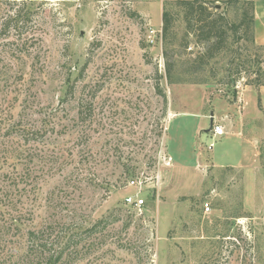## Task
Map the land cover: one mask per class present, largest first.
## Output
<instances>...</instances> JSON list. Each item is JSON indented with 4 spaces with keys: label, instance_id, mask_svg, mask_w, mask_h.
Wrapping results in <instances>:
<instances>
[{
    "label": "rangeland",
    "instance_id": "rangeland-1",
    "mask_svg": "<svg viewBox=\"0 0 264 264\" xmlns=\"http://www.w3.org/2000/svg\"><path fill=\"white\" fill-rule=\"evenodd\" d=\"M26 1L23 34L32 37L20 46L14 29L0 33V193L21 191L0 210L29 219L0 264L32 261L28 229L76 222L81 231L101 218L74 264H264V134L251 164L218 169L208 154L195 163L220 139L196 133L210 126L209 108L171 120L174 109L203 108L205 93L225 96L264 70V46L246 26L201 58L212 43L186 31L175 0ZM209 1L229 23L241 17L235 0ZM161 5L172 14L166 38ZM257 106L253 129L264 123ZM134 176L147 181L139 209L124 202Z\"/></svg>",
    "mask_w": 264,
    "mask_h": 264
},
{
    "label": "trees",
    "instance_id": "trees-1",
    "mask_svg": "<svg viewBox=\"0 0 264 264\" xmlns=\"http://www.w3.org/2000/svg\"><path fill=\"white\" fill-rule=\"evenodd\" d=\"M239 3L241 8L240 18L237 22L229 23L228 19L224 16L223 12H219L213 8L212 2L209 0H175L174 4L182 11L183 19L185 22L186 31H194V35L199 42L209 41L203 53L200 54L201 58H211L214 56L213 51L222 49L225 42L231 36L228 29H237L238 26L245 25L247 31L250 32V41L253 43L252 25L254 21V4L252 0H235ZM5 4L2 9V21L0 23V33L7 35L10 29L17 32V37L20 38V46L30 39L32 36L23 34L27 29L26 23L31 19L33 10L30 8L31 2L26 0H1ZM20 4V6H18ZM161 32L162 37L166 38L172 25V14L163 9L161 12ZM194 27V28H193ZM193 28V30H192ZM220 45H222L220 47ZM214 49V50H213ZM2 49H0V52ZM22 50L18 49L20 53ZM6 52V51H5ZM218 51H216L217 53ZM12 55V50H11ZM13 56V55H12ZM239 57V56H238ZM258 63V64H257ZM257 65H260L257 62ZM3 68L0 67V80L4 74ZM170 71L168 67L166 70L168 80H170ZM264 70L258 66L254 69L255 79L245 83L249 85L258 86L262 83L261 75ZM4 80V79H3ZM13 179L12 182L17 183L22 181ZM21 194L20 190H14L12 194L0 193V205L11 204L15 197ZM7 200V201H6ZM29 219L25 217L22 212H8L4 215L0 210V252L5 250L7 244L12 243L10 239L13 237L19 238L24 235L21 226ZM104 219H100L93 223L89 228H84L80 231L78 223L72 222L71 224L64 225V227L56 226L57 231L53 230L51 224L47 227H40L39 229H28L26 232V252L30 254L31 251L32 261L23 264H74L77 259L85 256L88 253L89 246H86L84 252L81 253L76 246L93 231L99 227H104ZM8 232H11L7 235ZM55 233V234H54Z\"/></svg>",
    "mask_w": 264,
    "mask_h": 264
},
{
    "label": "crops",
    "instance_id": "crops-1",
    "mask_svg": "<svg viewBox=\"0 0 264 264\" xmlns=\"http://www.w3.org/2000/svg\"><path fill=\"white\" fill-rule=\"evenodd\" d=\"M153 1L150 0V2ZM252 1L254 4L253 41L256 45L264 46V0ZM261 81L262 83L258 86L244 84L240 90L232 88L231 93L227 92L225 96L205 93L203 96V108L191 110L182 107L174 109V115L171 120L177 117L178 114L195 115L198 112H202L205 108H209L210 112L207 117L210 118V126L203 129L205 127L199 125L196 133L198 131L212 133L210 128L213 123L223 127L224 133L222 135H213L212 133V136L220 138L215 147L211 141L208 146L199 150L195 161L196 164L200 162L199 160H207L203 157V154H208L209 161L206 162L218 169H242L253 162L258 154L255 150V143H261L263 140L264 123H261L259 128L253 129V122L250 117L251 115L252 117L256 116L258 112V100L261 103L262 118L264 117V104L262 103L264 101V72L261 75ZM215 99L218 101L217 108H214V104L211 102ZM189 107L192 108L193 106L190 104ZM210 107L214 109H210ZM210 144L211 147H209ZM168 156L173 162L171 155ZM173 164L175 166L181 165L175 162Z\"/></svg>",
    "mask_w": 264,
    "mask_h": 264
},
{
    "label": "built area",
    "instance_id": "built-area-1",
    "mask_svg": "<svg viewBox=\"0 0 264 264\" xmlns=\"http://www.w3.org/2000/svg\"><path fill=\"white\" fill-rule=\"evenodd\" d=\"M210 130L212 131L213 135H222L223 132V127L219 124H215L213 123L211 125ZM209 147H211V144L209 145ZM158 176L155 177V182H153V184H151L150 187H155L157 186L158 189ZM147 181L145 178L141 177V176H134L130 179L126 180V187H132L133 191L126 194L124 196V202L125 205L130 207V208H136L139 209L142 205H144L145 202V198L144 196H142V194L144 193V191L146 190V185ZM154 188V189H155ZM154 194L151 193V196H153ZM202 208L203 211L206 213L208 211H210V203L208 201H204L202 203Z\"/></svg>",
    "mask_w": 264,
    "mask_h": 264
},
{
    "label": "water",
    "instance_id": "water-1",
    "mask_svg": "<svg viewBox=\"0 0 264 264\" xmlns=\"http://www.w3.org/2000/svg\"><path fill=\"white\" fill-rule=\"evenodd\" d=\"M217 8H219V5H217ZM207 130H209V129H207Z\"/></svg>",
    "mask_w": 264,
    "mask_h": 264
}]
</instances>
